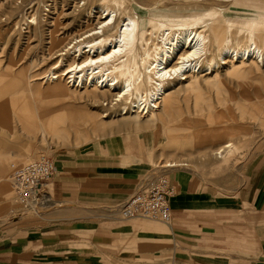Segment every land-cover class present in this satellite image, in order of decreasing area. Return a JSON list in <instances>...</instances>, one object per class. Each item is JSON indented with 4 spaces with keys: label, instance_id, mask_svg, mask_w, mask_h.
<instances>
[{
    "label": "bare ground",
    "instance_id": "bare-ground-1",
    "mask_svg": "<svg viewBox=\"0 0 264 264\" xmlns=\"http://www.w3.org/2000/svg\"><path fill=\"white\" fill-rule=\"evenodd\" d=\"M2 1L6 11L0 23L12 24L7 42L23 37L20 14L33 3L25 12L32 15L24 39L25 48L33 42L36 45L25 70L12 71L15 64L9 58L0 67V121L19 122L17 132L42 143L65 142L71 137L78 146L101 137L108 128L132 126V133H145L142 129L160 125L174 113L179 92L197 90L199 79L211 75L220 62L230 63L233 70L249 62L259 70L264 61V12L259 10L245 8L231 17L212 12L201 17L162 18L149 30L152 22L145 19L149 13L137 1L112 0V7L104 2L92 5L90 0H83L86 3L81 6L78 0ZM49 11L50 18L42 14ZM136 14L141 16L140 22ZM216 17L223 23L215 22ZM155 33L160 35L159 44L150 46ZM241 34L245 40L238 41ZM46 62L53 64L38 72ZM198 74L203 75L198 78ZM59 98L71 106L58 109ZM251 108L246 109L247 115L260 120V105ZM239 134L237 127L224 133L229 138ZM171 143L169 140L166 149L182 150ZM5 148L0 147V183L7 181L8 157L16 155L11 148L1 151ZM237 150L230 140L224 142L211 153L213 168L227 171L233 165L229 155ZM22 157L26 161L32 158L30 153ZM146 160L158 167L152 152ZM14 166L10 164L8 170ZM161 168L190 171V163L172 160ZM0 192L6 193V187L0 186Z\"/></svg>",
    "mask_w": 264,
    "mask_h": 264
},
{
    "label": "crops",
    "instance_id": "crops-1",
    "mask_svg": "<svg viewBox=\"0 0 264 264\" xmlns=\"http://www.w3.org/2000/svg\"><path fill=\"white\" fill-rule=\"evenodd\" d=\"M146 134H114L56 154L44 187L49 207L36 220L2 226L0 264H264L263 165L222 198L170 172V225L120 217L138 184L163 173L146 160L155 148Z\"/></svg>",
    "mask_w": 264,
    "mask_h": 264
},
{
    "label": "rangeland",
    "instance_id": "rangeland-1",
    "mask_svg": "<svg viewBox=\"0 0 264 264\" xmlns=\"http://www.w3.org/2000/svg\"><path fill=\"white\" fill-rule=\"evenodd\" d=\"M111 1L90 0V4L99 5L104 2V4L112 7ZM121 1L126 4H134L137 1L141 4L146 12L149 13L145 19L152 22V25L148 24L149 30L157 27L158 20L162 18L201 17L212 12L217 13V15L227 14L228 17H231L239 15L238 13L243 12L245 8L264 12V0H202L200 2L192 0ZM2 2L0 0V17L5 15L6 11L5 4ZM77 2L80 6L82 2L86 3L83 0H78ZM32 5L33 3L31 2V5L28 4L21 14L19 13L21 18L19 25L21 33H23L22 38L15 37L12 41L7 42L5 40L7 37L5 36L9 34L8 31L10 32L12 24L0 23V67L5 65L9 58L14 60L15 64L12 71L25 70L24 67H27V62L35 55V49L32 47L36 43H30L29 48H25L27 46L24 39L26 36V24H28L27 22L32 15L30 14V17H28L25 12ZM51 13L49 11L42 14H46L47 18H50L52 16ZM136 15V20L140 22L141 16L139 14ZM14 19L15 17L13 21ZM214 20L215 22L223 23V19L220 17H216ZM196 27L198 28L200 25ZM173 30H177V27H174ZM159 37L158 33L152 35L149 41L150 46L157 44ZM244 37L246 36L241 34L237 37V40H245ZM36 51L39 52L40 50L36 49ZM51 64L53 62L40 64L37 71L43 72ZM259 66L260 69L257 70L247 62L241 69L233 70L230 63L223 64L220 62L218 68L211 75L199 79L197 90L181 91L176 95V100L174 101L175 111L167 120L155 127L142 129L147 133L146 135L153 133L152 143L155 148L152 153L155 155L158 165V168L154 169L155 172L160 170L159 168L168 161L180 160L190 163V171L188 168H163V173L156 175V177L164 176L170 179V172L181 171L186 174V179L191 180L198 187V191L220 198L232 197L236 194V190L246 180L248 181L251 174V166H264V61ZM202 75L198 74L197 77L200 78ZM254 92H258L259 95L255 97ZM69 105L71 106L70 102L62 98H59L58 103H56V107L61 110L69 108ZM254 105H260V120H255L247 115L248 111L246 109ZM236 106L239 107L236 108ZM6 110L10 111L9 109ZM250 111V113H254L255 109L251 108ZM2 112L0 110V113ZM20 126V123L15 120L0 121V147L6 145V148L1 151L11 148L9 151L16 154L14 157H8L5 164V178L7 181L0 183V186H5L7 191L6 193L0 192V229L5 224L14 223L20 216L25 218L24 221L38 219V216L33 214L22 213L20 206L15 203L13 189L9 180V174L12 170V168L8 170L10 164L17 165L14 167L22 166L41 156L53 159L60 152L76 149L90 143L91 140H96L93 138L90 142H85L78 146H75L71 137L65 142L48 140L42 143L38 142L37 139L31 140L30 136L23 135V132H17V128ZM235 127L241 129V134L235 138L225 137L224 133H227L228 129ZM4 130H7V133ZM132 130H135L132 126L120 129L108 128L99 138L127 133V131L135 132ZM167 139L172 141L171 144L179 145L182 150L166 149ZM227 140L234 143L238 150L229 155L228 160L233 162L232 167L227 171H217L213 168L211 153ZM29 153L32 158L26 161L22 155Z\"/></svg>",
    "mask_w": 264,
    "mask_h": 264
},
{
    "label": "built area",
    "instance_id": "built-area-1",
    "mask_svg": "<svg viewBox=\"0 0 264 264\" xmlns=\"http://www.w3.org/2000/svg\"><path fill=\"white\" fill-rule=\"evenodd\" d=\"M56 173L54 160L47 156L12 167L9 180L14 193V201L22 213L41 215L50 203L44 190ZM176 191L169 179L159 176L151 184L146 180L138 184L135 193L118 209L124 220L135 218L170 225L172 221L171 201Z\"/></svg>",
    "mask_w": 264,
    "mask_h": 264
}]
</instances>
